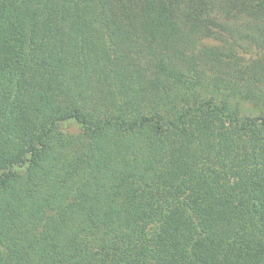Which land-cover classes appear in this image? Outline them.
I'll list each match as a JSON object with an SVG mask.
<instances>
[{
    "label": "trees",
    "instance_id": "1",
    "mask_svg": "<svg viewBox=\"0 0 264 264\" xmlns=\"http://www.w3.org/2000/svg\"><path fill=\"white\" fill-rule=\"evenodd\" d=\"M0 264H264V0H0Z\"/></svg>",
    "mask_w": 264,
    "mask_h": 264
},
{
    "label": "rangeland",
    "instance_id": "2",
    "mask_svg": "<svg viewBox=\"0 0 264 264\" xmlns=\"http://www.w3.org/2000/svg\"><path fill=\"white\" fill-rule=\"evenodd\" d=\"M62 128L68 132H77L79 130L77 123L73 121L63 123Z\"/></svg>",
    "mask_w": 264,
    "mask_h": 264
}]
</instances>
